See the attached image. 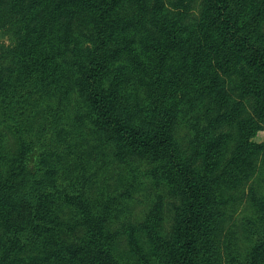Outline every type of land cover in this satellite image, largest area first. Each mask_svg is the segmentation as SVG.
I'll use <instances>...</instances> for the list:
<instances>
[{
    "label": "trees",
    "instance_id": "trees-1",
    "mask_svg": "<svg viewBox=\"0 0 264 264\" xmlns=\"http://www.w3.org/2000/svg\"><path fill=\"white\" fill-rule=\"evenodd\" d=\"M5 1L0 29L9 18V29L19 25L24 35L16 78L4 80L7 64L0 61V264H264V189L251 190L240 230L234 222L238 191L264 151V142L253 140L264 124V0L202 3L208 53L225 70L244 60L252 72L245 79L252 115L239 121L232 148L218 132L222 118L179 144L190 104L179 93L207 96L214 87L204 82V53L191 58L174 23L158 19L164 43L149 45V66L120 38L148 29L144 0H52L30 19L29 6L13 14ZM125 1L127 16L120 12ZM63 7L91 14V30L79 42L56 34L72 23L58 17ZM127 56L144 71L145 101L128 88ZM170 64L177 67L166 79ZM51 86L53 97L46 95ZM85 126L94 132L90 149L83 146ZM104 146L139 158L172 188L180 204L170 227L152 214L141 239L121 234L117 220L141 182L134 174L127 191L102 196L88 156Z\"/></svg>",
    "mask_w": 264,
    "mask_h": 264
},
{
    "label": "rangeland",
    "instance_id": "rangeland-1",
    "mask_svg": "<svg viewBox=\"0 0 264 264\" xmlns=\"http://www.w3.org/2000/svg\"><path fill=\"white\" fill-rule=\"evenodd\" d=\"M144 2L148 14L145 22L148 29L131 30L120 38L130 44L142 64L149 66L152 64V56L155 53L149 45L154 40L164 43L163 36L160 31H157L163 22H159L158 19L174 23L176 28L182 30L183 50H188L191 58L198 52L204 53L202 60L206 61L203 70V78L206 77L204 82L214 87V89H210L209 93H206L207 96L200 95V93L195 94L196 96L179 93L182 97L189 96L187 101L190 103L188 105L185 103L186 113L178 130L179 144L184 145L188 141H194L198 130L207 128L214 119L222 118L218 132L225 133L231 148L234 147L241 134L239 121L244 116L252 115L251 99L245 91V79L252 73L250 67L244 60H238L232 68L225 70L220 67L216 58L208 53L205 36L202 34L203 0H185L184 3L180 0H144ZM8 3L11 5L10 13L13 14L23 4L29 6V9H32V14L28 16V19L37 13L44 12L45 8L52 7V0H38V2L35 0H8ZM6 5L5 0H0L2 10L3 7H7ZM34 5L37 7L33 8ZM120 12L123 13V16L131 13L130 3L125 1ZM58 17L62 22H67V19L71 18L72 23L67 32H64L65 25H57V27H61L56 31V34L66 35L69 40L74 42H79L80 37L83 38L82 35L91 30V14L84 10L77 11L72 7H63L60 8ZM7 22H10L9 18H7ZM7 22L4 27L2 24L0 29V61L7 64L4 69V80L16 78L20 72L21 61L16 52V46L24 35L23 27L15 25L9 29ZM125 60L123 71L130 79L128 88H137L142 93V100H147L148 87L144 71L137 68L139 65H135L128 56ZM176 67L177 64L169 65L164 73L166 79ZM53 94L54 89L51 86L46 95L53 97ZM84 128L88 137L84 140L83 146L90 149L94 132H91L86 126ZM253 140L258 143L264 142V124L257 130ZM88 168L90 169L89 177L94 176L95 181L102 185L104 189L102 196L105 195V192L106 195L111 194L117 187L120 188V191H127L128 183L132 181L134 174L141 182L133 193L130 208L117 220L118 229L125 238L130 237L138 240L144 234L147 218L152 214L158 216V220L164 227L171 226L178 213L179 199L172 188L151 175L139 158L128 155L121 157L119 150L111 146L97 147L88 156ZM262 189H264V151L255 160V173L238 191L239 201L235 205L234 222L238 225L239 230L243 216L248 210L251 190L261 194ZM94 191L97 190L94 189Z\"/></svg>",
    "mask_w": 264,
    "mask_h": 264
}]
</instances>
